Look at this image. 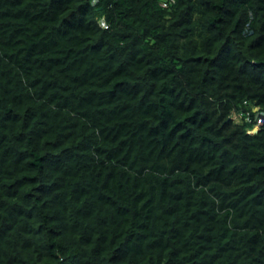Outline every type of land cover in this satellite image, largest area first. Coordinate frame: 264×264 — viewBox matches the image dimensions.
<instances>
[{"label":"trees","instance_id":"obj_1","mask_svg":"<svg viewBox=\"0 0 264 264\" xmlns=\"http://www.w3.org/2000/svg\"><path fill=\"white\" fill-rule=\"evenodd\" d=\"M0 264H264V0H0Z\"/></svg>","mask_w":264,"mask_h":264},{"label":"built area","instance_id":"obj_2","mask_svg":"<svg viewBox=\"0 0 264 264\" xmlns=\"http://www.w3.org/2000/svg\"><path fill=\"white\" fill-rule=\"evenodd\" d=\"M167 4H168V2H165V5H167ZM101 24H102L103 26H105V27L108 26V22H107V20H106L105 18H102ZM256 114L259 115V116H258V118H257V123H256L255 127L249 129V132H251V133L256 132V131L260 128V125H261L262 122H263V116H262V114H259V113H256ZM241 117H242V114H240V113H236V114H235V118L238 119V118H241ZM247 119H248V120H251V118H248V117H247Z\"/></svg>","mask_w":264,"mask_h":264}]
</instances>
